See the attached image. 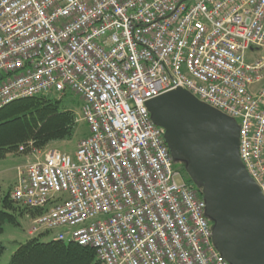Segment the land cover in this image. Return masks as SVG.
I'll list each match as a JSON object with an SVG mask.
<instances>
[{"label":"built area","instance_id":"obj_1","mask_svg":"<svg viewBox=\"0 0 264 264\" xmlns=\"http://www.w3.org/2000/svg\"><path fill=\"white\" fill-rule=\"evenodd\" d=\"M179 87L238 121L264 193V0H0V109L72 93L88 130L19 169L30 235L101 264H230L147 106Z\"/></svg>","mask_w":264,"mask_h":264},{"label":"water","instance_id":"obj_2","mask_svg":"<svg viewBox=\"0 0 264 264\" xmlns=\"http://www.w3.org/2000/svg\"><path fill=\"white\" fill-rule=\"evenodd\" d=\"M147 106L201 190L216 248L230 264H264V193L241 158L238 121L181 87Z\"/></svg>","mask_w":264,"mask_h":264},{"label":"trees","instance_id":"obj_3","mask_svg":"<svg viewBox=\"0 0 264 264\" xmlns=\"http://www.w3.org/2000/svg\"><path fill=\"white\" fill-rule=\"evenodd\" d=\"M61 101L62 99L50 95H38L15 100L1 108L0 159L11 149L28 141H33L38 147H45L54 141L72 139L77 128L75 116ZM174 165L182 171L187 183L202 195L189 177L186 164L174 161ZM9 198L7 195L4 208L0 209V234L4 232L6 223L17 224L16 215L10 211L15 203ZM25 211L22 209V213ZM43 235L45 234L21 244L9 264H101L94 248L53 238L42 242L40 237ZM4 252L5 246L0 243V257Z\"/></svg>","mask_w":264,"mask_h":264},{"label":"rangeland","instance_id":"obj_4","mask_svg":"<svg viewBox=\"0 0 264 264\" xmlns=\"http://www.w3.org/2000/svg\"><path fill=\"white\" fill-rule=\"evenodd\" d=\"M50 96L62 99V105L73 112L77 124L76 133L70 140L54 141L45 147H38L33 141H28L18 148L11 149L7 152L5 157L0 159V209L4 208V199L7 195L10 197V192L16 183L19 169L32 161L41 159L43 153L50 149H57L68 154H74L79 142L88 132L82 116L81 101L78 97L72 93H68L65 96L57 94H51ZM177 180L179 181V178ZM12 206L10 211L16 215L17 224L6 223L4 232L0 234V243L5 246V252L0 257V264H9L12 255L18 247L33 238L30 235L32 216L26 211L22 213V208L19 205L13 204ZM56 234V232L45 234L40 237V240L42 242L50 241Z\"/></svg>","mask_w":264,"mask_h":264}]
</instances>
